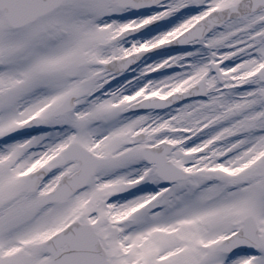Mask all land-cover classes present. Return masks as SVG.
Returning a JSON list of instances; mask_svg holds the SVG:
<instances>
[{"label":"snow or ice","instance_id":"1","mask_svg":"<svg viewBox=\"0 0 264 264\" xmlns=\"http://www.w3.org/2000/svg\"><path fill=\"white\" fill-rule=\"evenodd\" d=\"M0 264H264V0H0Z\"/></svg>","mask_w":264,"mask_h":264}]
</instances>
